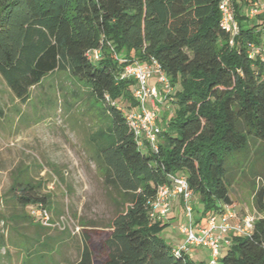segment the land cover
I'll return each mask as SVG.
<instances>
[{
	"label": "trees",
	"instance_id": "1",
	"mask_svg": "<svg viewBox=\"0 0 264 264\" xmlns=\"http://www.w3.org/2000/svg\"><path fill=\"white\" fill-rule=\"evenodd\" d=\"M220 1L0 0V75L14 96L27 103L34 87L65 71L87 87L108 116L97 145L105 181L120 199L104 225L103 259L96 260L85 231L75 264H200L177 254L160 236L168 222L151 220L159 185L185 173L202 205L194 223L203 225L221 202H233L238 156L257 143L264 146V62L248 52L261 34L258 25L244 24L242 3L235 0L240 31L232 44L221 25ZM94 49L97 59L87 55ZM136 61L157 62L175 87L170 98L177 108L162 126L157 151L140 149L127 121L137 105L136 81L122 73ZM124 100L127 111L118 105ZM43 187L16 176L5 200L13 210L0 213V222L11 223L22 238L0 231V250L10 242L22 247L27 253L22 264H47L53 256L48 227L32 214L38 206L48 209ZM256 203L254 232L232 237L223 264H264V185ZM21 221L35 229L33 236L20 232Z\"/></svg>",
	"mask_w": 264,
	"mask_h": 264
},
{
	"label": "rangeland",
	"instance_id": "2",
	"mask_svg": "<svg viewBox=\"0 0 264 264\" xmlns=\"http://www.w3.org/2000/svg\"><path fill=\"white\" fill-rule=\"evenodd\" d=\"M128 104L126 100L118 103L124 111ZM176 108L171 98L159 105V120L167 123ZM107 127L104 105L69 72L50 74L32 89L27 103L14 96L0 75V213L7 216L13 210L5 200L10 197L16 176L43 183L42 192L49 196L51 221L45 233L51 236L53 247L47 264H75L85 231L91 236L96 260L104 257L102 244L108 231L104 225L113 218L116 201L120 199V194L105 181L98 151L97 132ZM257 146L264 150L257 143L238 156L242 163L230 186V195L242 214L258 217L256 193L264 185V152L260 153ZM198 200L195 196L193 204L201 210ZM180 211L170 213L172 218L160 233L170 245L178 225L185 219ZM4 223L0 222L1 232L10 238H21L12 230L11 223ZM19 225L21 233L33 236V227L24 221ZM21 248L8 243L0 250L5 255L0 264H22L27 253ZM205 249L192 248L188 254L200 264H223L213 261ZM227 249L226 244H221L219 258Z\"/></svg>",
	"mask_w": 264,
	"mask_h": 264
},
{
	"label": "built area",
	"instance_id": "3",
	"mask_svg": "<svg viewBox=\"0 0 264 264\" xmlns=\"http://www.w3.org/2000/svg\"><path fill=\"white\" fill-rule=\"evenodd\" d=\"M241 14L246 17L244 24L258 25L260 31V43L249 45L250 57L259 56L264 62V0H244ZM221 12V25L231 34L230 42L240 31V23L237 19L235 0H221L219 3ZM87 55L91 59H97L99 50H89ZM158 75L160 88L149 83L152 76ZM122 76L133 77L136 81L133 87V96L137 105L127 113V121L132 130L136 143L143 151H157L159 148L162 125L159 121V105L163 99H168L173 86L169 77L162 71L159 64L153 62H139L127 64ZM181 201L184 211V222L177 229L184 236V242L174 246L177 254L188 253L192 248H206L210 250L213 261L219 262L221 244L230 245L232 237L250 236L254 232L257 216L244 215L234 203L221 202L219 209L212 213L203 225H196L193 204L195 195L189 187L185 173H177L170 176L168 183L159 185L157 194L150 205V218L152 221L170 222V213L175 201ZM43 225L51 223L48 209L38 206L32 210Z\"/></svg>",
	"mask_w": 264,
	"mask_h": 264
},
{
	"label": "crops",
	"instance_id": "4",
	"mask_svg": "<svg viewBox=\"0 0 264 264\" xmlns=\"http://www.w3.org/2000/svg\"><path fill=\"white\" fill-rule=\"evenodd\" d=\"M238 2H240V3H242V6L244 5V0H237ZM149 83L152 85V86H154V87H156V88H160V85H159V83H158V75H154V76H152L151 78H150V80H149ZM174 91H175V87H173V90L169 93V95H168V99H170V96L174 93ZM168 99H166V100H164L163 99V103L162 104H164L165 103V101H167ZM170 117V116H169ZM160 121V123H161V125L164 127L165 125H166V122H162L161 121V119L159 120ZM163 141V138L162 137H160V142H162ZM230 197H231V195H230ZM231 199H232V197H231ZM232 201H233V199H232ZM233 203V202H232ZM178 210H181L180 211V214L181 215H184V211L182 210V206H181V201H179V200H177V201H175L174 202V204H173V208H172V211L171 212H173V211H178ZM178 216H179V214H178ZM170 217L172 218V214L170 215ZM170 218V219H171ZM176 232H178L176 235H173L172 236V239H174V243L172 244V246H175V245H177V244H182L183 242H184V236H183V234L182 233H180V231H178V229H176ZM228 246V245H227ZM205 253L207 254V256H209L210 255V250L209 249H205ZM189 256L190 257H192V255H191V253L189 254ZM195 257V256H194Z\"/></svg>",
	"mask_w": 264,
	"mask_h": 264
}]
</instances>
